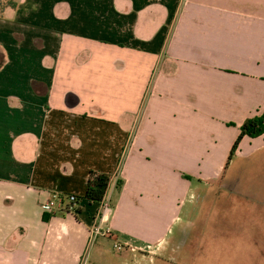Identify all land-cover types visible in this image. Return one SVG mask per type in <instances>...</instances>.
Returning <instances> with one entry per match:
<instances>
[{"label":"crops","instance_id":"0c3cea01","mask_svg":"<svg viewBox=\"0 0 264 264\" xmlns=\"http://www.w3.org/2000/svg\"><path fill=\"white\" fill-rule=\"evenodd\" d=\"M10 5L0 4V264L82 263L102 209L80 198L92 170L113 179L102 236L133 253L164 246L193 185L164 180L150 160L174 165L190 147L186 170L206 181L264 112V0ZM54 191L76 194L75 212L49 209Z\"/></svg>","mask_w":264,"mask_h":264},{"label":"rangeland","instance_id":"374dc122","mask_svg":"<svg viewBox=\"0 0 264 264\" xmlns=\"http://www.w3.org/2000/svg\"><path fill=\"white\" fill-rule=\"evenodd\" d=\"M12 1L0 4L10 7ZM158 124L151 127L159 129ZM253 139L239 145L231 160L228 155L223 167L206 181L197 170H186L196 168L192 148L177 155L174 165L156 161L159 155L153 153L150 167L158 162L164 180L175 183L181 178L193 185L183 202L178 201L180 219H169L166 244L133 253L100 235L92 240L81 264H264V138Z\"/></svg>","mask_w":264,"mask_h":264},{"label":"trees","instance_id":"16d2710c","mask_svg":"<svg viewBox=\"0 0 264 264\" xmlns=\"http://www.w3.org/2000/svg\"><path fill=\"white\" fill-rule=\"evenodd\" d=\"M264 135V112L245 120L240 127V133L237 136L231 151L229 153V160L235 154L239 148L240 143L244 137L257 138ZM112 175L96 170L90 171L87 179V188L85 195L80 197L89 203H100L102 202L107 189L109 187ZM122 183H119L121 185ZM78 197V196H77ZM78 197V200H80Z\"/></svg>","mask_w":264,"mask_h":264},{"label":"built area","instance_id":"2783aa9c","mask_svg":"<svg viewBox=\"0 0 264 264\" xmlns=\"http://www.w3.org/2000/svg\"><path fill=\"white\" fill-rule=\"evenodd\" d=\"M111 180L113 179L111 178ZM78 201L79 200L76 194L64 195L60 192L54 191L53 193H51V196L46 205L49 209L54 211L58 209H65L69 212H75ZM101 207V213L97 217L98 220H96L95 224L92 227V234L94 239L99 235H111V228L106 225V223H108L109 221V214L112 211V206L110 204V199L107 196V192L101 202ZM115 246H117V244H115ZM118 248H121L120 244L118 245Z\"/></svg>","mask_w":264,"mask_h":264}]
</instances>
